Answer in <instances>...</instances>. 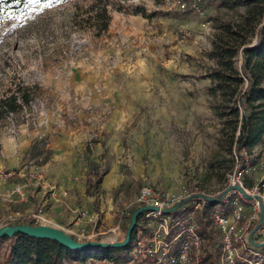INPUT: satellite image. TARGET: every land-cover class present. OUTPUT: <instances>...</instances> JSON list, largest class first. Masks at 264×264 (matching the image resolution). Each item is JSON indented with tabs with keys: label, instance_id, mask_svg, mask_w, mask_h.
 <instances>
[{
	"label": "rangeland",
	"instance_id": "1",
	"mask_svg": "<svg viewBox=\"0 0 264 264\" xmlns=\"http://www.w3.org/2000/svg\"><path fill=\"white\" fill-rule=\"evenodd\" d=\"M248 1L202 0L198 12L181 10L176 0H131L112 13L101 37L75 25L74 16L84 13L73 2L30 1L1 18L0 102L23 92L31 102L14 114L0 113V228L33 221V215L38 225L51 226L48 207L39 204L51 195H43V182L88 189L89 178L103 173V182L112 176L120 184H102L98 194L77 203L99 214L95 228H82L95 231L94 240L124 241L130 214L140 208L138 195L148 186L171 194L186 188L193 197L180 214L187 221L196 203L211 199L194 222L202 237V221L208 223L203 239L218 243L211 216L221 208L237 156L218 140L222 122L210 108L207 75L217 67L216 42H256V32L245 27ZM256 18L264 24V10ZM235 63L240 68V54ZM256 147L249 186L264 175V152ZM17 184L27 198L8 196ZM78 188L68 189L79 196ZM18 211L23 218L10 220ZM80 211L55 212L59 229L74 237ZM140 224L151 231L143 217ZM179 231L173 228L172 235ZM73 264L114 263L95 257Z\"/></svg>",
	"mask_w": 264,
	"mask_h": 264
},
{
	"label": "trees",
	"instance_id": "2",
	"mask_svg": "<svg viewBox=\"0 0 264 264\" xmlns=\"http://www.w3.org/2000/svg\"><path fill=\"white\" fill-rule=\"evenodd\" d=\"M30 1L33 0H0V19L9 14L19 13ZM39 1L73 2L77 9L84 13L74 16L75 25L93 30L96 37H101L109 30L112 13L126 10L125 4L131 0H82L87 3L86 8L82 7L83 10L79 6L81 0ZM263 10L264 0L248 1L245 27H251L256 32V42L251 46H248L247 39L238 41L236 45L222 43L221 40L216 42L212 55L217 60V67L207 75L211 82L208 88V94L212 99L210 108L222 122L221 137L218 140L224 142L227 150L240 159L242 149L252 152L264 137V24L256 18ZM238 54L242 57L240 68L235 63ZM30 102L27 92L18 96L13 95L0 102V113L14 114L29 106ZM49 161L50 156L42 159L43 164ZM103 175L97 173L95 180L89 178V195L95 196L98 193ZM135 211L130 214V219ZM202 212L199 215L201 220L204 215ZM144 215L145 213L138 217L132 240L125 248L107 247L73 251L54 240L17 234L0 239V243L5 245L0 264H73L78 261L84 263L95 257L110 259L114 264H141L131 257V252L140 228L143 235L152 234L140 224ZM174 216L178 217V211ZM26 224L33 225V221L21 222L18 225ZM201 227V232L207 236L208 223L202 221ZM201 264H218V253H208L202 258Z\"/></svg>",
	"mask_w": 264,
	"mask_h": 264
},
{
	"label": "built area",
	"instance_id": "3",
	"mask_svg": "<svg viewBox=\"0 0 264 264\" xmlns=\"http://www.w3.org/2000/svg\"><path fill=\"white\" fill-rule=\"evenodd\" d=\"M202 0H176V5L183 11L192 10L201 12ZM259 148L264 152V138ZM252 153L242 149V159L237 158L234 171L226 177L223 192L220 197V209L211 216L218 233V243L206 242L197 231L194 218L196 214L210 203L211 199L204 198L194 206L187 221L180 212L184 208V202L190 197L189 191L184 188L178 193L156 192L151 187H143L138 195L137 204L140 207L154 206L158 210L147 212L144 221L151 229V235H137L135 247L131 252L141 264H201V260L208 253L204 249L213 251L218 249V264H264V175L252 186L248 185L252 172ZM264 168V162L261 165ZM241 190H230L232 187ZM227 193L224 195V192ZM14 194L27 198L24 185L17 184L9 197ZM224 195V196H223ZM195 203V202H194ZM179 206L169 214L164 211ZM178 211V217L174 213ZM20 211L13 213L10 220L23 218ZM35 225H38L37 215L32 216ZM80 220L94 225L98 223V217L90 216L87 211H80ZM176 225V226H174ZM147 228V227H146ZM181 229L176 235H172V229ZM139 229V230H140ZM99 236L95 231L88 232L81 229L75 233L78 241H96ZM98 241V240H97ZM205 242L206 247L203 246ZM179 245L178 255L174 253V246Z\"/></svg>",
	"mask_w": 264,
	"mask_h": 264
},
{
	"label": "water",
	"instance_id": "4",
	"mask_svg": "<svg viewBox=\"0 0 264 264\" xmlns=\"http://www.w3.org/2000/svg\"><path fill=\"white\" fill-rule=\"evenodd\" d=\"M230 190H241L239 187H232ZM227 191L224 192V195ZM223 195V196H224ZM179 206L174 207L169 210H165L166 214L176 211ZM158 209L154 206H144L137 209L131 219L130 226L126 232L124 241L115 242H104V241H78L72 235L67 234L61 229L47 226V225H14V226H4L0 228V239L6 237H13L17 234H24L32 238L37 239H47L57 241L61 246L66 249L73 251H82L87 249H100V248H125L129 245L132 240V234L134 232L135 226L137 224L138 217L147 212H155Z\"/></svg>",
	"mask_w": 264,
	"mask_h": 264
},
{
	"label": "crops",
	"instance_id": "5",
	"mask_svg": "<svg viewBox=\"0 0 264 264\" xmlns=\"http://www.w3.org/2000/svg\"><path fill=\"white\" fill-rule=\"evenodd\" d=\"M256 148L259 149V146L257 145ZM96 150H99V144L96 145ZM107 177L108 176H106L104 182L102 180V183L100 184L99 188H103L102 184H104V186L106 185L107 187H111V186H113V184L115 185V183L118 184L120 182L119 179L116 180L112 176H110L108 178ZM37 184H38V182H37ZM68 186H71V187H68ZM76 186L79 187L78 188L79 190H77L79 192V196H76L75 193L70 191L71 189H68V188H73V187H76ZM47 187H50L51 191H48ZM42 188H43L42 190H44L43 191V195H45V194L47 195L48 193H51V195L50 196L48 195V197L47 196L46 197H42L40 199L39 204L43 203L41 205L48 207V208H46V211H47L48 218L50 220V225H51V227H55V228H58V229L60 228V226H58L59 224L56 221L57 218L54 216L55 212L64 211L65 213H67L68 210H70L72 212L77 211V210H79V211L80 210L81 211H88V208L85 207V205H83V204L77 205L78 199L83 201L86 198V195L88 197H94L93 195L91 196V195L88 194L89 186H88V189H87L85 187L84 183H81L80 185H76L74 182H71V183H68L67 185H64V186H57V183H51L50 181H44L43 185H42ZM28 193H29V191H28ZM91 216L99 217V214H92ZM75 225L77 227L74 230L71 229V232L73 231V232L77 233L78 231H80V229L86 227L87 225L89 226L90 224H87V223L83 222L82 220H78L75 223ZM90 226H92V225H90Z\"/></svg>",
	"mask_w": 264,
	"mask_h": 264
},
{
	"label": "snow or ice",
	"instance_id": "6",
	"mask_svg": "<svg viewBox=\"0 0 264 264\" xmlns=\"http://www.w3.org/2000/svg\"><path fill=\"white\" fill-rule=\"evenodd\" d=\"M33 2H35V0H33Z\"/></svg>",
	"mask_w": 264,
	"mask_h": 264
}]
</instances>
